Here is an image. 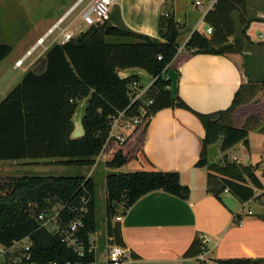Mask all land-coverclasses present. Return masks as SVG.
I'll return each instance as SVG.
<instances>
[{
    "label": "trees",
    "instance_id": "obj_1",
    "mask_svg": "<svg viewBox=\"0 0 264 264\" xmlns=\"http://www.w3.org/2000/svg\"><path fill=\"white\" fill-rule=\"evenodd\" d=\"M215 1L203 23L211 33L198 26L185 42L177 43L180 26L172 14L162 13L158 38L131 32L109 21L88 27L85 32L65 44H54L24 73L0 102V161L58 160L59 165L91 167L102 152L106 168L118 169L141 151L151 117L160 110L177 108L190 112L204 130L199 158L194 167L206 170V191L222 202L224 191L239 204L261 200L263 187L254 167L228 159V151L240 142L248 149L251 132L264 134V83L245 81L243 48L251 43L249 30L253 25L264 26L262 20L247 15L246 0ZM238 29L239 37L233 39ZM231 39H233L231 41ZM136 40V41H134ZM12 47L0 44V62ZM214 55L228 58L241 74V83L231 105L209 114L193 111L177 94L171 99L169 69L178 75L181 66L193 55ZM161 58L160 60L158 58ZM139 68L152 77L146 98L152 104L147 114L127 135L124 142L107 141L109 119L123 112L133 117L141 102H131L128 86L141 83L132 76L121 80L118 72ZM89 106L83 118L85 135L71 139L72 116L79 102L88 98ZM223 139L220 160L207 158V148ZM90 178L83 176H22L0 183V245L9 247L14 241L30 236L34 246L32 258L39 261L76 258L63 247L56 236L39 229L34 217L52 206L68 205L79 208V200H88L81 232L84 239L97 232L93 191ZM109 198L106 208L113 219L139 198L164 192L186 200L189 189L182 185L176 172H132L111 174L107 178ZM125 198L126 202L121 204ZM118 206V209L114 207ZM68 218L73 213L65 211ZM264 221V216H259ZM105 237L111 246L125 248L118 222L105 223ZM204 252L195 236L184 258H196ZM92 258V256H90ZM132 259L138 256L131 253ZM264 264V259L214 261V264Z\"/></svg>",
    "mask_w": 264,
    "mask_h": 264
},
{
    "label": "crops",
    "instance_id": "obj_2",
    "mask_svg": "<svg viewBox=\"0 0 264 264\" xmlns=\"http://www.w3.org/2000/svg\"><path fill=\"white\" fill-rule=\"evenodd\" d=\"M167 1L118 0L108 21L157 39L159 19ZM170 1V14L180 26L181 19H186V9H182V0ZM196 2V7L203 5ZM214 2L206 0L200 22ZM246 7L249 19L264 21V0H246ZM200 22L190 31L184 44L198 26L207 29ZM239 32L240 29L233 39L239 37ZM249 34L251 43H245L243 48L242 78L264 83V26L253 25ZM241 81L239 70L228 58L193 55L180 68L177 94L193 111L209 114L231 105ZM203 138L204 130L190 112L177 108L160 110L150 119L141 151L116 169L119 173L176 172L180 183L189 189L186 200L164 192L149 193L113 218V223L120 225L125 244L126 258L122 264H214V261L264 259V221L259 218L264 216V203L252 199L239 204L230 195H224L223 198L234 200V207L228 209L207 193L206 170L194 167ZM227 155L232 162L250 161L263 187L256 196L263 193L264 134L251 132L248 149L240 142ZM195 236L206 240L204 252L196 258H184ZM132 252L138 259L131 258Z\"/></svg>",
    "mask_w": 264,
    "mask_h": 264
},
{
    "label": "rangeland",
    "instance_id": "obj_3",
    "mask_svg": "<svg viewBox=\"0 0 264 264\" xmlns=\"http://www.w3.org/2000/svg\"><path fill=\"white\" fill-rule=\"evenodd\" d=\"M77 0H0V44H7L12 47V52L0 62V102L5 98L6 93L12 85L22 76L23 70L29 65L32 67L37 54L41 51L38 48L34 53L28 56L21 68L14 69L13 64L23 54H25L32 45L60 18L62 17ZM203 3L201 6H195V2ZM182 6L186 9V19H181L179 36L177 43L180 48L183 47L185 38L193 30L195 25L201 21L200 17L206 8V0H182ZM87 4V0L74 10L61 25V28L70 26L75 32V36L85 32L88 27L81 24L77 15L81 8ZM171 1L168 0L163 8V13H170ZM113 9H111L112 12ZM111 14V13H110ZM203 24V22H200ZM183 24H185L183 26ZM205 27V24H204ZM56 30L45 41L44 46H48L57 36ZM136 41V40H134ZM183 49V48H182ZM181 49V50H182ZM43 57V55H42ZM36 59V60H35ZM141 83L147 85L149 78H141ZM84 99L80 100L79 105ZM95 164L91 167L84 166H66L59 165L58 160H40V161H0V183L12 178L22 176H83L90 178L93 191V202L95 211V220L97 224L96 240L98 245L99 264L106 263V253L111 247L105 237V223L111 218L109 210L106 208L109 198L107 189V178L111 174H119L116 169L106 168L104 157L95 159ZM126 199L121 200V204Z\"/></svg>",
    "mask_w": 264,
    "mask_h": 264
},
{
    "label": "built area",
    "instance_id": "obj_4",
    "mask_svg": "<svg viewBox=\"0 0 264 264\" xmlns=\"http://www.w3.org/2000/svg\"><path fill=\"white\" fill-rule=\"evenodd\" d=\"M85 1L86 0H77L76 3L47 30L25 54L15 61L13 68H21L28 56L34 53L38 48H41V51L37 54L36 59L44 55L52 45H63L75 38V32L70 26L61 28V25L67 16L79 8ZM117 4L118 0H87V4L80 9L77 19L86 27L104 24L109 20L111 9ZM198 4L199 2H196V5ZM56 30L58 31L57 36L48 46H44L45 41ZM205 32L206 34H210L211 28L207 27ZM158 59L160 60L161 58L159 57ZM151 83L152 79L147 85L132 83L128 86L130 101L132 103L139 101L142 105L137 109L133 117L126 118L124 113L120 112L109 119V131L104 148L107 141L110 139H115L119 143L124 142L126 135L133 130V128L141 122V118L147 114L146 108L152 104V101L146 98L145 94ZM101 156H103L102 152L97 158ZM235 162L238 163L236 160ZM224 195H228L227 191H224ZM87 203V198L83 196L79 200L80 207L78 209L68 206L67 204L55 205L40 212L34 217L35 221L38 223L39 229L52 236H56L61 245L68 249L76 258L50 261L36 260V258H32L31 255L34 246L33 240L30 236H26L19 241H14L9 247L0 245V264H99L97 258L99 251L95 237L96 233L88 235L87 240L84 239L81 234L84 228ZM65 211L73 213V217L68 218L65 215ZM200 241L202 244L206 243L205 239H200ZM90 256H92V258H90ZM105 258V264H122L126 258L125 248L111 246Z\"/></svg>",
    "mask_w": 264,
    "mask_h": 264
},
{
    "label": "water",
    "instance_id": "obj_5",
    "mask_svg": "<svg viewBox=\"0 0 264 264\" xmlns=\"http://www.w3.org/2000/svg\"><path fill=\"white\" fill-rule=\"evenodd\" d=\"M132 76H136L140 79L143 77H147L150 80L152 79V77L148 73H146L144 70L139 69V68L125 69V70L118 72V77L121 80L128 79ZM166 77H167V79L170 80L169 90H170V94H171V99H174L175 95H176V90H177L178 74L173 69H169ZM91 97H92V92L90 93L88 98H86L82 102V104H80L76 108L74 115L72 116L71 122L73 125V130L70 134L71 139H79L85 135V130H84L82 121H83V118L85 116V112L89 106ZM222 141H223V139L220 138L215 144H213L207 148V158L209 160H213L214 162H218L220 160V146H221ZM249 164H250V161L248 159L246 161L242 162L243 166H248ZM222 203L228 209H231L234 207V200L231 197L223 198ZM114 207L116 209H118V206L116 204H114Z\"/></svg>",
    "mask_w": 264,
    "mask_h": 264
}]
</instances>
